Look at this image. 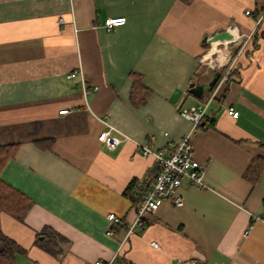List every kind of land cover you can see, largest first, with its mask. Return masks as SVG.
<instances>
[{"label":"crops","instance_id":"crops-1","mask_svg":"<svg viewBox=\"0 0 264 264\" xmlns=\"http://www.w3.org/2000/svg\"><path fill=\"white\" fill-rule=\"evenodd\" d=\"M263 11L264 0H0V148L18 146L0 177L32 201L22 222L0 214V233L25 250L14 264H264V170L246 178L264 161ZM110 18L126 24L109 32ZM225 31L235 39L205 42ZM221 58L236 59V80L191 137L207 189L184 183V206L162 202L123 244L136 219L128 188L157 174L139 145L176 150L192 129L180 113L207 100L192 80L209 83ZM132 73L152 92L146 105L131 102ZM104 131L123 140L114 151Z\"/></svg>","mask_w":264,"mask_h":264},{"label":"built area","instance_id":"built-area-1","mask_svg":"<svg viewBox=\"0 0 264 264\" xmlns=\"http://www.w3.org/2000/svg\"><path fill=\"white\" fill-rule=\"evenodd\" d=\"M247 16H251L252 12L247 11ZM63 19L58 20V24H63ZM126 24V18H110L104 23V27L107 31H113L114 29L121 27ZM256 29L264 25V11L255 19ZM232 33V32H231ZM233 34V33H232ZM235 37V36H234ZM218 56V54H217ZM219 57V56H218ZM216 63V69H226L222 74L216 88L207 98V100L197 107H191L189 109L182 110L180 116L183 119L190 121L192 124V129L190 133H187L181 142L179 143L176 150L168 154L165 150L152 151L147 145H139L138 152L144 157H154L158 163V172L155 176L153 185L144 193L141 202L136 207V219L134 223L128 228L127 235L123 241L125 244L129 237L133 234L136 228L142 229L143 218L149 213H155L160 207V204L164 201L171 202L175 207H183L184 200L179 194V189L184 183L190 186L198 188L200 190L207 189L203 182L204 168L194 159V152L191 145V137L194 131L203 123L204 118L210 104L214 101L215 95L219 88L227 81L228 75L236 63V59L232 60L227 65H223V59ZM212 61V60H211ZM75 77L76 74L70 75ZM68 111L61 112L66 114ZM229 115L234 118H238L239 113L234 109L228 110ZM109 125V122H105ZM110 126V125H109ZM112 129V127H110ZM99 141L102 142L109 151H114L123 140L110 134V131L102 132L99 137ZM256 221H262L261 218L254 216ZM108 220L115 224L119 222V219L115 214L108 215ZM253 229V225L249 226L246 235L250 233ZM107 235H114L113 230H109ZM154 247H158L157 243L153 242ZM95 264H104L102 262H97ZM111 264V263H108Z\"/></svg>","mask_w":264,"mask_h":264},{"label":"trees","instance_id":"trees-1","mask_svg":"<svg viewBox=\"0 0 264 264\" xmlns=\"http://www.w3.org/2000/svg\"><path fill=\"white\" fill-rule=\"evenodd\" d=\"M186 4H190L193 0H182ZM252 41V39H251ZM237 62V61H236ZM225 68L221 71L222 74L225 72ZM238 68L236 63L231 69L227 81L223 83V85L219 88L218 92L215 95L214 100L222 99L227 93L228 86L231 81L236 80V75L238 74ZM131 78L133 80V85L131 88L130 99L131 102L137 106L146 105L148 100L151 97V90L147 88L143 82L141 76L132 73ZM195 82V79L192 80V84ZM210 96L207 95L205 99ZM202 99L200 101H204ZM213 124V123H212ZM202 125V124H201ZM48 142L46 145L44 143ZM40 148L44 150H49L50 142L49 141H41L36 143ZM43 144L45 146H43ZM18 150V146H5L0 148V175L2 170L5 168L7 163L15 157V154ZM264 170V161L256 159V161L250 166L246 173V178L251 182L255 183L260 174ZM158 172V167H157ZM149 188L146 187L145 183H139L134 181L128 188V195L130 199L136 204L137 207L142 200L144 193ZM32 206V201L29 197L16 190L9 184L5 183L0 177V214L5 213L18 221H24L26 213ZM116 228L120 227V225H114ZM125 228V227H124ZM119 229V228H118ZM46 240V239H45ZM129 240V239H128ZM0 244L2 245L0 249V264H14L15 257L18 254H25V250L22 249L16 242L12 239L8 238L4 234L0 233ZM126 244V243H125ZM122 261V260H121ZM118 262V264L121 263ZM125 261V260H123ZM125 264H132L131 262L125 261Z\"/></svg>","mask_w":264,"mask_h":264},{"label":"water","instance_id":"water-1","mask_svg":"<svg viewBox=\"0 0 264 264\" xmlns=\"http://www.w3.org/2000/svg\"><path fill=\"white\" fill-rule=\"evenodd\" d=\"M235 39L234 35L230 31H225L217 33L211 38H206L205 42L211 45L214 42H224V41H233ZM222 72L220 70H215L212 79L207 84H196L193 83L190 85L189 93L198 100L205 99L207 95L211 94L217 86ZM184 264H198L197 262H187Z\"/></svg>","mask_w":264,"mask_h":264},{"label":"bare ground","instance_id":"bare-ground-1","mask_svg":"<svg viewBox=\"0 0 264 264\" xmlns=\"http://www.w3.org/2000/svg\"><path fill=\"white\" fill-rule=\"evenodd\" d=\"M214 53H216L215 49L211 47V49H209L205 55V60H210Z\"/></svg>","mask_w":264,"mask_h":264},{"label":"rangeland","instance_id":"rangeland-1","mask_svg":"<svg viewBox=\"0 0 264 264\" xmlns=\"http://www.w3.org/2000/svg\"><path fill=\"white\" fill-rule=\"evenodd\" d=\"M204 70H205V66L201 67V72H203ZM210 77H212V74H210Z\"/></svg>","mask_w":264,"mask_h":264}]
</instances>
